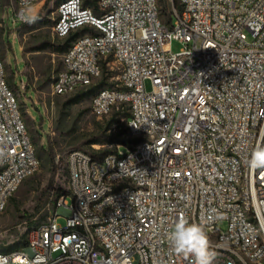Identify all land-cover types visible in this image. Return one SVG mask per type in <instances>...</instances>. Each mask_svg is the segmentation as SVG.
Masks as SVG:
<instances>
[{
	"label": "built area",
	"instance_id": "1",
	"mask_svg": "<svg viewBox=\"0 0 264 264\" xmlns=\"http://www.w3.org/2000/svg\"><path fill=\"white\" fill-rule=\"evenodd\" d=\"M40 1L0 0V26L10 7L16 28ZM178 1L166 21L159 0L58 4V37L88 31L64 52L53 94L98 85L106 70L92 110L126 109L128 142L68 153L70 192L25 246L0 251L8 264H190L167 240L180 218L204 226L215 264H264V170L247 164L264 146V0ZM0 150L3 213L41 159L1 55Z\"/></svg>",
	"mask_w": 264,
	"mask_h": 264
},
{
	"label": "rangeland",
	"instance_id": "2",
	"mask_svg": "<svg viewBox=\"0 0 264 264\" xmlns=\"http://www.w3.org/2000/svg\"><path fill=\"white\" fill-rule=\"evenodd\" d=\"M11 0H5L7 4ZM62 0H42L31 11L36 20L13 24L17 16L12 7L7 10L5 27L0 26V55L5 62L7 79L28 125L41 159L40 169L29 176L9 200L5 212L0 213V247L21 245V238L28 235L37 222L46 220L54 209L58 194L69 191L67 156L73 149L94 152L93 144L101 153L116 147V137L126 138L125 115L97 116L92 110V96L101 82L110 84V73L106 70L97 79L98 85L79 89L67 94H53L54 77L62 69L66 37H58L53 26L57 17V6ZM162 18L169 20L173 6L178 0H159ZM16 34L14 38L13 35ZM183 47L173 40L172 50ZM24 80L26 86L18 83ZM148 91L153 89L150 79L145 81ZM92 90L78 98L82 91ZM126 111V109L124 110ZM113 118H117L113 121ZM124 118V119H123ZM126 149V146H121ZM63 194V193H62ZM72 203V198L68 197ZM59 223L65 225L67 216L62 214ZM219 226L227 229V223Z\"/></svg>",
	"mask_w": 264,
	"mask_h": 264
},
{
	"label": "clouds",
	"instance_id": "3",
	"mask_svg": "<svg viewBox=\"0 0 264 264\" xmlns=\"http://www.w3.org/2000/svg\"><path fill=\"white\" fill-rule=\"evenodd\" d=\"M247 164L251 169L264 170V146L257 145L252 150ZM167 240L175 254L191 258L190 264H215L216 253L211 250L208 234L201 224L180 218L167 233ZM0 264H8V258L0 257Z\"/></svg>",
	"mask_w": 264,
	"mask_h": 264
},
{
	"label": "trees",
	"instance_id": "4",
	"mask_svg": "<svg viewBox=\"0 0 264 264\" xmlns=\"http://www.w3.org/2000/svg\"><path fill=\"white\" fill-rule=\"evenodd\" d=\"M60 3V2H59ZM85 4L87 5H94L95 4V0H85ZM30 20H36L38 19V16H32L29 18ZM86 31H88V28L85 27V28H82V29H79L73 33H71L69 36H67L66 38V41L63 45H60L58 46V50L59 51H66L68 49V47L71 45L72 41L79 35L85 33ZM105 82H101L99 85H104ZM92 92V90H87V91H82L78 94V98L79 97H82L84 95H88ZM121 114H124L125 116H128V112L127 111H123V112H114V115L118 116V115H121ZM117 118H113V121L116 120ZM126 132V131H125ZM124 132V133H125ZM123 132H119V134H117L118 137H116V140H117V143H127L128 140L126 138H121L119 136H121ZM109 152V151H108ZM106 153V152H105ZM64 193V192H62ZM62 193H59L58 196H60ZM21 245H18V244H15V245H10V246H5V247H0V251L2 252H7V251H11V250H14V249H18V248H21L23 246H25L27 244V235L26 236H23L21 238Z\"/></svg>",
	"mask_w": 264,
	"mask_h": 264
},
{
	"label": "crops",
	"instance_id": "5",
	"mask_svg": "<svg viewBox=\"0 0 264 264\" xmlns=\"http://www.w3.org/2000/svg\"><path fill=\"white\" fill-rule=\"evenodd\" d=\"M35 7V6H34Z\"/></svg>",
	"mask_w": 264,
	"mask_h": 264
}]
</instances>
